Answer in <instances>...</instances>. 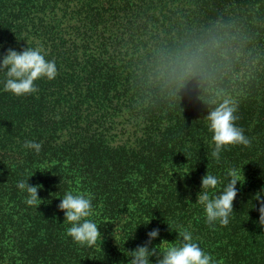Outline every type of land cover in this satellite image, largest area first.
<instances>
[{
	"label": "trees",
	"instance_id": "trees-1",
	"mask_svg": "<svg viewBox=\"0 0 264 264\" xmlns=\"http://www.w3.org/2000/svg\"><path fill=\"white\" fill-rule=\"evenodd\" d=\"M38 43L57 75L36 93L5 92L0 72V264H128L149 232L151 250L181 228L216 264H264V0H0V59ZM225 100L250 146L217 162L203 118ZM232 168L234 213L208 225L201 178L218 177V195ZM21 180L42 186L38 207ZM70 190L92 195L102 243L66 235Z\"/></svg>",
	"mask_w": 264,
	"mask_h": 264
},
{
	"label": "clouds",
	"instance_id": "clouds-1",
	"mask_svg": "<svg viewBox=\"0 0 264 264\" xmlns=\"http://www.w3.org/2000/svg\"><path fill=\"white\" fill-rule=\"evenodd\" d=\"M46 55L47 52L39 43L34 48L27 46L19 53L9 49L0 59V72H4L6 77L3 90L16 97L31 95L38 91L35 81L41 78L54 79L57 75L55 61L47 60ZM236 111L237 106L232 101L225 100L208 111L203 118L207 123L208 132L211 133V143L214 145L211 156L217 162L220 160V154L232 146H250V140L244 135L243 129L235 124L238 119L235 115ZM23 147L39 154L42 143L25 141ZM241 173L240 169L227 170L224 178L226 183L218 195H213L212 190H215L222 181L207 172L201 178L196 204L203 207L206 224L214 225L218 222L222 227L229 224V217L234 213L233 202L238 193L237 185L243 186L245 182ZM17 188L27 193L25 203L28 206L38 207L42 204V200L38 199L41 185L30 186L28 180H21ZM252 199L259 205V220L256 223L264 230V189L255 193ZM59 200L58 210L64 213L63 223L70 225L66 235L82 247H92L98 240L102 243L100 228L89 219L95 215L92 195L83 192L74 193L70 190ZM254 207L252 205V208ZM149 222L150 220L147 224ZM175 233L180 239L171 243L162 240L158 246L150 250L151 241L159 236L158 229L152 230L147 234L148 238L144 245L126 252L129 258L128 264H150L151 257L156 258V264H216L213 257L202 250L191 231L181 228Z\"/></svg>",
	"mask_w": 264,
	"mask_h": 264
}]
</instances>
